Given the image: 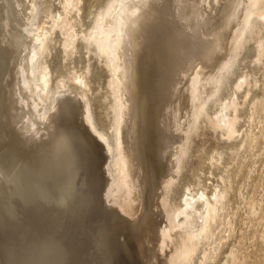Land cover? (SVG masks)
I'll return each instance as SVG.
<instances>
[{"label": "bare ground", "instance_id": "obj_1", "mask_svg": "<svg viewBox=\"0 0 264 264\" xmlns=\"http://www.w3.org/2000/svg\"><path fill=\"white\" fill-rule=\"evenodd\" d=\"M1 1L3 3V8L2 6V9L0 8L2 14L0 18V71H5L2 73V75L5 73H11L9 75L13 74V76H10L12 81L10 78L11 83L10 85L8 84V86L7 82L9 83V78L5 80L7 77H0V79L2 78L0 85V105L1 107L4 106L7 112H11L8 113V117L5 118L7 119L6 121L3 119V114V117L0 115L2 118L0 121L3 120L6 122L3 123L2 126H4V124L6 125L7 121L10 119V116H12V121L15 123L12 125V127L15 125L14 130H10L13 129L10 126V129H6L10 130V132L13 131L15 134L10 133L6 129L4 130L8 132L5 133L4 130L3 132L1 130V126L0 130L4 133V136L7 135L6 138L10 134H12V136L14 134L16 138L12 136L9 137L11 139L14 138L12 140H14L16 144L12 146L10 145V152H12V154L10 153V156L6 159V161H3L4 156L2 155H4V151L2 153V150L7 149H3V147H5L3 146L4 142H1L3 145L2 150L0 147V162L3 163L0 164V174L3 172L4 175L5 170L3 169H5V167L7 168V166H5L7 163H15L14 166L11 167L13 168L11 170L13 174L10 175V181L13 184V188H19V196L24 197L26 200L31 199V201L33 198L35 202L39 201L38 203L42 202L43 204H49L57 209L64 207V204H66L70 199L72 188L74 184L77 183L75 182L76 180L73 181V179L76 177V173L81 170H83V172L85 171L84 173H90V175H88L91 178L90 181L93 182V186H95L97 189V195L94 194L96 189L91 190L90 188L92 186L89 188L90 185L88 186V184L85 190L88 191L89 188L92 193L94 192V196L96 195L98 197H95L97 200L100 198V200L104 202L108 200L113 201L112 198L114 193H116L115 191L119 190L121 187H124L127 196H129L130 199L133 198L132 200L134 201L136 200L137 202L135 201V204H140V202L143 201L142 198L147 197L143 195L145 194L144 192H146V195H148V198L145 199L147 205L145 204V200L144 204L148 206L150 213L148 212L147 217L142 218V220H139V222L142 221L141 224L147 225L146 227L149 225V228H146L147 231L144 234L145 237L142 236L143 238L141 239V232L139 231V228L137 226H133V228H138L136 229L138 234L140 232L139 238H137L140 239L139 241L135 242V239L133 238L136 236L134 235L136 232L132 227L130 228L129 226V224L133 225V223L135 224L137 221H131V219L128 221L133 223L129 222V224H127L124 220H121L122 216H116L115 211L111 212L107 210L109 213H113V215L115 214L114 216L109 213L108 214L110 217H115L114 219L116 225L118 224L116 223V219L118 218V222L122 221L123 223L124 221V226H128L127 228L130 229V231L133 230L132 234L134 236L128 234L130 231L125 230L127 232L126 234L130 235V237H132L134 240V242L133 240H130L133 243L129 244L128 246L126 244L128 240L126 241L125 239L127 235H123V237L125 236V241L123 239V244L129 248L130 245H132V251L135 252V260H133V258V261H138V264H172L174 258H179L187 251V249L185 250V247H187L189 243H186L187 246H185V242H187L186 240H189V237H191L192 233H195V231H198V229L201 228L202 214L207 213L208 202H206L207 200H205V198L200 199L203 198L200 196V198L197 197L198 200L195 199V201L193 198V200L184 198L186 200L184 201L183 199L182 203L184 204L185 202L183 205L185 208L183 211L181 210V217L179 216L181 228L178 230L177 234L173 236L174 230L173 234H171L168 225L163 224L162 226V223L169 217L170 214L168 217L163 215L165 217L164 220L158 216L159 214H157L159 213L158 209L162 203L161 202L159 204L158 202L163 201L161 197V200H159V196H161L160 194L161 191H163L162 188L165 187V184L168 186L167 183H169V181L170 183L172 182V176H176V172L178 171L180 163L178 165L177 160L179 159L176 152L178 150L179 144H185V141H182V138L184 137L183 135L181 136V134H183L182 132L185 130L187 131L188 128L189 130L192 129L190 128V126L193 125L192 120L194 117L197 119V115L200 114V110L202 109L205 100L209 97V95L217 91L216 88L218 84L219 73L228 65V63L231 62L230 59L233 57L236 47H241V42H238V38L241 34V27L244 22L248 20L247 13H249V10L252 7L254 8V6L258 4L259 0H108L104 7L100 9L98 14H96L90 27L92 28V33H90V35L92 34L91 40H95L94 44L92 42L91 43L97 55L99 56V50L100 52H104L107 55L106 57L109 58V60H106L109 61V65L112 67V70L109 69L108 71L110 73V77H113L111 90L114 94L116 93L113 98L114 107L111 125L114 131L113 145H108V140L105 141L101 138L103 135H99L97 138L96 136H92V124L88 109L85 107L87 104L86 102L85 105H82L84 103L81 102V105L77 104L79 107L81 106V110L80 108L78 109L77 106H74L76 107L77 111L80 110L79 115L76 114L77 111L74 112L71 110L76 109L68 106L71 112L74 113L71 114V116H79L77 117V120L80 119V123H78L76 119L73 118L75 120H69V122L66 121L67 124H62L58 120L64 116L62 115L64 109L67 112L66 108L68 107L65 108L66 104L75 100L72 99L69 102L71 97H69L70 99L67 96L64 98V95H59L61 97L59 99H49V106H51L50 108L52 109L49 116L44 119V122L42 116L46 108V101L44 102L43 98L39 96V93H41L39 87H35V85L33 87V84H35V82L33 83V77L36 74L35 72L37 65H39L37 63L38 57L41 55L42 50L37 47H32L31 44L34 32L32 30L33 35L31 36V28L25 31L20 29L21 26H26L27 23L30 22L28 20L29 18H31V20L33 19L35 8L33 6L30 7L26 0ZM8 21H10V24H13L11 27L9 26L10 24ZM25 21H27V23H25L26 25L23 24ZM58 21L59 20L56 22L57 24H59ZM60 24L64 25L65 22H60ZM61 25L58 27H61ZM24 29L26 28H23V30ZM29 32L31 34H29ZM35 36L36 39H38L37 35ZM71 42L72 41H69L68 44L70 45ZM38 43H40L41 46L42 42H40V40ZM3 78L5 81H7L5 85L7 88L4 86ZM39 97H41L42 100H40ZM70 105L72 106L73 104ZM2 110H4V108H1V112L3 113L5 110ZM201 114H203V112H201ZM68 115L71 119L70 113ZM221 115L223 116L224 113ZM232 120H234V118H231V121ZM42 122L44 125L47 123V128L46 131H43V136L40 134V131H42L44 128ZM40 123H42L41 125L43 126V128H41L42 130L39 131L40 137L42 136V139L40 140L41 142L37 140L38 137L37 139H34L35 137H33L36 135H33L35 133V129L39 130L37 127L40 125ZM3 128H5V126ZM185 134H187V132ZM4 136H2V139H4ZM49 137H51L52 140ZM32 139H34V141H38L37 145H35L36 142L35 144L34 142L31 143V141H33ZM10 140L8 141L10 142ZM12 142L13 141H11V143ZM27 147L31 150H29ZM181 147L182 145L180 148ZM21 148L25 151L28 149L30 151H28L29 155H25V152H23V155H20ZM44 149H46L47 152L50 151V153L45 152L46 150ZM111 149L113 150L112 155ZM38 150H44L46 155L48 154L49 156L47 157L45 155V158L41 156L42 158L40 159L39 157H37L38 159L35 158L37 156H35V153H40L41 155L44 153H42V151L38 152ZM17 156L19 157L18 161L15 160V158L18 159ZM111 156L114 158V160L110 161L112 164H114L113 166H116L117 170L115 177L110 175L108 173L109 171L107 170L108 159ZM89 176L83 179L86 181V178L89 179ZM6 178H8V182H10L9 177ZM77 178H80L78 177V174L75 179ZM90 181L88 183H90ZM84 182L83 184L76 185H84ZM76 185L74 187H77ZM83 187L84 186H82V189ZM83 194L82 191L81 194H79L80 196L82 195V197L79 196L81 199L84 198ZM85 194H87V192ZM76 196L79 198L78 195H75V199ZM19 198L20 197H18V199ZM87 198L88 197H86V199ZM95 198L91 197L92 200ZM129 198L128 202L130 201ZM22 199L23 198H21V200ZM81 199H78V201ZM70 200L72 201V199ZM88 200L90 201L89 198ZM22 202L26 206L24 199ZM85 202L86 201H83V203ZM31 203L33 202H30V204ZM83 203L81 202V204ZM163 204H161V206ZM34 205L36 206V204ZM74 205L76 206V203ZM74 205L72 206L75 207ZM133 206L132 209H136ZM163 206L165 207L166 205L164 204ZM157 207L159 208L157 209ZM70 208L72 209L71 206ZM118 209L119 208L117 207V210ZM163 210L161 211L166 215L167 212L165 213ZM196 210H198V212ZM107 211H104L105 214ZM126 211L124 212L125 214H127ZM133 213L134 212H132V214ZM144 213L145 212L142 214ZM130 214L131 213L128 215L131 216ZM144 215L146 216V213ZM174 215L175 214H173V216ZM107 216L104 215L103 217ZM170 218H172V216ZM112 222H109L108 224L110 225ZM115 224L113 226H116ZM123 224L120 223L119 226H123ZM138 224L140 225V229H144V226L141 228L142 225L140 223ZM151 226H156V228L153 229ZM172 226L173 224L171 227ZM110 228L109 235H113V227ZM117 228L119 227L117 226ZM87 230H89V228ZM116 230L114 227V231ZM120 230L121 229L118 230V234L121 233ZM7 231H9L8 228ZM2 232H4V230ZM123 232L124 231L122 230V233ZM143 232H145V229ZM109 235L107 234V236ZM130 237L127 239H131ZM17 238L18 237H16V239ZM108 240L106 242H108ZM112 244L115 245V243ZM108 246H110V243ZM115 247L113 249H115ZM126 247L125 250L127 249ZM52 248L53 246L51 244L49 247L50 252L53 251ZM126 251L132 252L130 250ZM115 253H117V251ZM123 257H125V255ZM184 258L185 257L182 259ZM47 260L48 259H46V261ZM49 260L51 261V258H49ZM52 261L55 260L52 259Z\"/></svg>", "mask_w": 264, "mask_h": 264}, {"label": "rangeland", "instance_id": "obj_2", "mask_svg": "<svg viewBox=\"0 0 264 264\" xmlns=\"http://www.w3.org/2000/svg\"><path fill=\"white\" fill-rule=\"evenodd\" d=\"M26 1L30 7L33 6L35 8L34 17L32 20L31 18H29L28 20L30 22L28 23H27L28 20L23 22V24L27 23V25L25 24L26 26H21L20 29L22 31H25L31 28L30 32L32 34L30 32L29 34H31L32 36L34 32L31 45L34 48L37 47L42 50L41 55L38 57L37 63L39 65H37V69L35 72L36 74L33 77L34 80L33 79L32 80L33 83L35 82V84H33V87L34 85L35 87L37 86L39 87L41 92L39 93V96L43 98L44 102L46 101V105H45L46 108L42 116L43 120L46 119L51 113L52 108H50L51 106H49V102L52 99L55 98L59 99L61 98L60 96L63 95L64 98H66V96L68 98L71 97V99L69 98L70 99L69 102L72 99H74L75 101H71L70 103L66 104L65 108L70 106L76 109V107L74 106H77L78 109L80 108V110H81V106L79 107V105H81L80 102L84 103L82 105H85L86 102L87 104L85 105V107L88 109L89 117L91 119V124H92L91 127L93 132L92 136L93 137L96 136L97 138L99 135L100 136L103 135L101 138L104 139L105 141L108 140L109 142L108 145H113L114 131L111 125L113 120V107H114L113 98L114 95H116V93L114 94L111 90L112 88L111 83L113 81L112 79L113 77H110V73L108 71L109 69L112 70V67L111 65H109V61H108L109 58L106 57L107 55L104 52H100L99 50L98 51L99 56L97 55L96 51L93 49L94 47L92 46V43L94 44L95 40L94 41L91 40L92 34L90 35V33H92L91 32L92 28L90 27L92 25V22L96 14H98L100 9L104 7V5L108 2V0H71V1L26 0ZM1 6L3 8V3L0 0V8ZM1 9H0V18L2 16ZM263 9H264V0H259L258 4L254 6V8L252 7L249 10V13H247L248 20L245 21L244 24L242 25L241 34L240 37L238 38V42L239 43L241 42L242 44L241 47L240 48H237L238 46L236 47V51L233 57L230 59L231 62L229 61L230 63H228L227 67L222 69V71L219 73L218 84L216 88L217 91L209 95V97L205 100V103L203 104L202 109L200 110V114L197 115V119L196 117H194V119L192 120L193 125H191L192 127L190 126V128L192 129L189 130L188 128L187 131L185 130L187 134H185L186 133L185 131H183L182 132L183 134H181V136L182 135L184 136L182 138V141L183 142L185 141V144L183 143L184 144L183 145L181 143L182 145L181 148H180L181 145L179 144L178 150L176 152L178 154L177 156L179 159L177 160L178 165L180 163L178 171L176 172V176L175 175L174 177L172 176L171 179L172 185L170 181L169 183H167L169 187L166 186L165 184V187L162 188L163 191H161L160 194L161 196H159V200H161L160 199L161 197L163 201H160L158 203L160 204L162 202L161 204H163L165 202L164 204L166 205L164 207L163 206L164 204L162 206L160 204V208L161 210L165 209L163 211H165V213L167 212V214L165 215L160 210L159 207H157V209L159 208L158 209L159 213L157 214H159L158 216H160V218L163 220L165 218L164 216L168 217V215L170 214L169 217L164 220V222L166 223L163 222L162 226L163 224L168 225L171 234H173V230H174V234H173L174 236L181 228V222L179 220L182 211L185 208V206L183 207L185 202L184 204L182 203L184 198L186 199L193 198L195 201V199L198 200V198L203 197L200 199L205 198V200H207L206 202H208L207 203L208 210L207 213L202 214L201 228H199L198 231H195L197 236L195 235V233H192L191 237H189V240L191 239L192 240L191 241L186 240L187 242H185V246H187V244L189 243L187 247L184 246L185 250L187 249V251L179 258H174L172 264H176V263L177 264H264V239H262L264 238V12H263L264 10ZM57 20H59L58 21L59 24L56 23ZM8 22L10 24V21ZM12 22L14 23L13 20ZM60 22H65V24L61 25ZM11 25L13 24L11 23L9 26L11 27ZM60 25L61 27H58ZM23 28L26 29L23 30ZM35 35H37L38 39H36ZM39 40L40 42H42L41 46L40 43H38ZM69 41H72L70 45L68 44ZM4 72L5 71L1 72L0 75H2V73ZM5 74H3L4 76L2 75L0 77H4V78L7 77L5 80L9 78L8 80L9 83L5 81L3 78L4 86L6 85V82L8 86V84L10 85L12 81V78L10 76H13V74L12 75H9L11 73L8 74L5 73ZM1 80L2 78L0 79V85L2 82ZM41 97H39L40 100H42ZM70 104L73 105L71 106ZM1 108H4L5 111L6 109L4 106L1 107L0 105V115L1 117L4 116L3 119H5L6 117H8L9 115L8 113L11 112L6 111L7 113L6 114L5 111L2 110L4 111L2 113ZM66 109L67 112L64 109L66 113L63 111L62 115L64 116L60 115L62 116L61 117L62 119L59 116L60 120L58 121H60L62 124H67L66 121L69 122V120L73 121L76 119V121L80 123L79 121L80 119L78 118L79 120H77V117L79 116L77 115L76 117L75 115L71 116V114H74L73 112H71V110L76 112L77 109L70 110L69 107ZM79 111H77L76 114L79 115ZM201 112H203V114H201ZM69 113L71 119L69 118L68 115ZM222 113H224L223 116L221 115ZM1 117L0 119H2ZM63 117L65 118V120ZM231 118L232 119L234 118V120L231 121ZM6 120L7 119H5L4 121ZM12 120H13L12 116H10V119L8 120L10 125L8 124L7 121L6 124L7 127L4 124L5 128H3L4 126L2 125L3 123L6 122L1 120L0 123L2 121L3 122L0 125L2 129L1 127L0 129L3 131L6 128L10 129L11 127L13 129L10 130H14L15 125L13 127L12 125L15 123H13ZM42 123H40V125H38L37 127V129L39 130L35 129V133L33 134V135L36 134L38 136L32 135L33 137H35L34 139H37L38 137L37 140L39 141L42 139L41 137L44 135L43 131L44 130L46 131L47 128L46 127L47 123L46 125ZM41 124L44 126L45 129ZM41 128H43V130ZM1 130H0V134H1L0 143L4 142V145L2 143L0 144L1 150H2V145L5 146L3 147V149L9 150V151L2 150V153L4 151L3 153L4 155H2L4 156L3 161H6V159L10 156V153L12 154V152H10L11 151L10 145L12 146L15 145L16 143L14 140H12L14 138L11 139L9 137L12 136V134H10L7 137L9 139L6 138L7 135L4 136L3 132L5 131V133H7L8 131L10 132V130L8 131L4 130L3 132ZM39 131L40 134L42 135L41 137L39 135ZM1 132L3 133V135ZM10 133H14V132L11 131ZM14 134L12 137H15ZM2 136H4V139L7 140L5 141L4 139H2ZM34 139H32L33 141H31V143L34 142L35 144L36 142L35 145H37L38 141H34ZM8 140H10V142ZM11 141H13L14 143L12 142L13 143L12 144ZM6 143L7 144L11 143V144L7 145ZM31 148L33 149L32 146ZM28 149H26L27 151L26 152L24 149L22 150L21 148L20 155H23V152H25L24 153L25 155L26 154L29 155L30 152L29 150L31 149L29 150ZM44 150H41L42 153L44 152ZM41 151L38 150V152ZM5 152H9V153H5ZM45 152H47V150ZM48 152L50 153V151ZM44 153L42 155L40 153H35V156L36 155L37 156L34 157L35 158L39 157L40 159L42 157L45 158L46 156L47 157L49 156L48 154L46 155V153L45 154ZM112 154H113V150L111 149V155ZM17 158L18 159L15 158L16 161L19 160L18 156ZM110 158L108 159V164H107V167L109 169L107 167L106 168L109 171L108 173L115 177V175L117 174L116 166H113L114 164H112L111 162L112 160H114V158H112V156ZM1 163L3 162H0V164ZM12 164L7 163L5 166H7V168L9 169L5 167V169H3L6 171V172L4 171V175L3 172L1 173L2 175L0 174L1 175L0 176V236L2 235L0 237V258H1L0 264L2 263L17 264V262L18 264H28V263L45 264V262L46 264L49 262L51 264L52 262L53 264H104V263L105 264L106 263L107 264L109 263L138 264V261H133L135 260L134 257L135 252L132 251L133 249L132 245H130L131 248L130 249L129 247H126V245H124L123 243L125 239L126 241L128 240V242L126 243L127 246L134 242L133 239H135V242L139 241L140 239L137 238H139L140 232H141L140 238L142 239L143 237H145L144 234L147 231L146 228H149V225L148 227H146L147 225L141 224L142 221L139 222V220H142V218H146L148 215L147 213L149 212L145 200L148 198L146 192H144L145 194L143 195L147 197L142 198L143 201L141 200L142 202H140V204L138 203L139 205L135 204L136 200L134 201L132 200L133 198L130 199L129 196H127L124 187H121L119 190H117L120 194L117 191H115L116 193H114V196L112 198L113 201L108 200L104 202L101 201L100 198L97 200L96 199L98 198L96 196L97 189L95 186H93V182L90 181L91 180L89 176L90 173L88 172L84 173L85 171L83 172V170H81L82 172L78 171L76 173V177L78 174V177H80L81 179L77 178L78 179L77 180L75 179L76 177H74L73 179V181L76 180L75 182H77L74 184V186L76 184H83V182L85 181V179L83 178L85 177L89 176V179L86 178L84 185H78V186L76 185L77 187L73 186L74 189L72 188V194L70 197L72 201L69 199L68 202L64 204L65 208L61 207L60 208L61 210L59 208L58 210L57 208L52 207V205L45 203L43 204L42 202L38 203L39 201L35 202L33 198L31 201V199L26 200L24 197L19 196V190H18L19 188L18 189H15V187L13 188L12 186L13 184L10 181V175L13 174V172H11L13 168L11 167H13L15 163ZM6 177H9L10 182H8V178ZM87 179L90 181V183H88L89 181ZM87 184L88 186L90 185L89 188L92 186L90 188L91 190L96 189L95 190L96 192L95 193L93 192L94 194H96L95 196L92 193V191L89 190V188L88 191L85 190ZM82 186H84L83 187L84 190L82 189ZM74 191H76L77 193ZM81 191L82 194L84 192L85 193L87 192V194L85 193L83 194L84 198L82 199L80 198L82 197V195L81 196L79 195L81 194ZM75 195H78V197L79 196L80 197L77 198L76 196L75 199ZM90 195L92 198L96 197L95 198L96 201L95 199H93L94 200L93 201ZM18 197L20 198L18 199ZM86 197H88L90 201L88 200V198L86 199ZM21 198L24 199V203L26 202V206L23 204L22 202L23 199L21 200ZM128 198L130 200L129 202H128ZM78 199L81 200L78 201ZM186 199H184V201ZM144 200L146 205L144 204ZM28 201L33 203L30 204V202ZM83 201L86 202L88 201V202L83 203ZM81 202L83 204H81ZM75 203L76 206L74 205ZM27 204L30 206H28ZM34 204H36V206ZM129 204L131 207L129 206ZM72 205H74L75 207H73ZM70 206L72 207L73 210L70 208ZM93 206H95L96 208ZM125 206L127 207L129 206L131 209L133 206L136 209L131 210L128 207L130 209L129 210ZM117 207L119 209L121 208L120 211L119 209L117 210ZM84 208L87 210H85ZM125 208L126 210L127 209L128 210L126 211ZM107 210L111 212L115 211L116 216L117 217L122 216L121 220H124L125 223L127 224H129V222L133 223L131 221H137L135 224L140 223L142 225L141 228L144 226L143 228L145 229V232H143L144 229H140L139 224L135 225L133 223V225L131 224L132 226L129 224L130 228L131 227L133 228V226H137L140 231V232L138 231L139 232L138 234L136 232L137 231L136 229L138 228L136 227L133 228L134 231L136 232V233L133 232L135 233L134 235H136L135 236L136 238L134 237L132 239L130 235L134 236L132 234L133 230L131 229L132 231H130V229L127 228L128 226L125 227L123 224L124 221L123 223L120 220H119L120 222H118L117 220L118 218L116 219V223H118L116 225L114 219L115 217H113L115 214L113 215V213L111 214ZM104 211L105 212L107 211V213L105 214ZM125 211L127 214L124 213ZM196 211L198 212V210ZM132 212L134 213L132 214ZM143 212L146 213V216L144 215L145 213L142 214ZM108 213L113 216L110 217ZM129 213H131L130 215L133 216L132 217L129 216L128 215ZM103 214L105 216L108 215L110 218L108 216L103 217L104 216ZM173 214L175 215L173 216ZM171 216L172 218H170ZM106 219L108 220V222ZM109 222L112 223H110L109 225L108 224ZM171 222L173 224L172 227L175 226L176 228L171 227L172 225ZM113 223L116 226H113L114 225ZM120 223L123 224L124 227L122 225L119 226ZM108 226L109 228L113 227L112 232L116 234L113 233V235H109ZM117 226L119 228H117ZM114 227L115 230L117 229L116 231H114ZM151 227L153 229L156 228V226L155 227L151 226ZM7 228L9 229V231H7ZM88 228L89 230H87ZM96 228L98 229V233ZM119 229H121L120 230L121 233L122 230L124 232L122 234L121 233L118 234L117 232H119L118 231ZM3 230L4 232H2ZM125 230L130 231L128 233L130 235H127L126 234L127 232ZM107 234L109 236H107ZM124 234L127 235L126 238L125 236L123 237ZM106 236L109 238V240ZM16 237L18 238L16 239ZM84 237L86 238V240ZM129 237L131 239H127ZM107 240L108 242H106ZM130 240H133V242H131ZM5 241L8 243H6ZM109 243L110 246H108ZM112 243H115L116 247L118 246L119 249L118 247L116 248L115 245ZM51 244L55 249L54 250L52 248L53 250L51 251L52 253L49 250ZM118 244L119 245L122 244V245L119 246ZM124 246L127 248L126 250H130L132 252H127ZM114 247L115 249H113ZM43 248L46 250H44ZM116 251L118 254L115 253ZM35 252L37 255L35 254ZM49 252L51 253V255ZM103 254L106 255L104 256ZM122 254L123 256L125 255V257H123ZM47 255L49 256V258H51V261L49 260ZM183 257L185 258L182 259ZM106 258L108 259V261ZM46 259H48L49 261L48 260L46 261ZM52 259L55 261H52Z\"/></svg>", "mask_w": 264, "mask_h": 264}, {"label": "water", "instance_id": "obj_3", "mask_svg": "<svg viewBox=\"0 0 264 264\" xmlns=\"http://www.w3.org/2000/svg\"><path fill=\"white\" fill-rule=\"evenodd\" d=\"M227 67V66H226Z\"/></svg>", "mask_w": 264, "mask_h": 264}]
</instances>
